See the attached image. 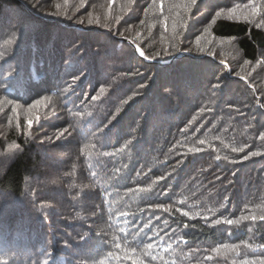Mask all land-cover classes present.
<instances>
[{"label": "trees", "instance_id": "trees-1", "mask_svg": "<svg viewBox=\"0 0 264 264\" xmlns=\"http://www.w3.org/2000/svg\"><path fill=\"white\" fill-rule=\"evenodd\" d=\"M0 101V264L264 259V0H0Z\"/></svg>", "mask_w": 264, "mask_h": 264}, {"label": "snow or ice", "instance_id": "snow-or-ice-1", "mask_svg": "<svg viewBox=\"0 0 264 264\" xmlns=\"http://www.w3.org/2000/svg\"><path fill=\"white\" fill-rule=\"evenodd\" d=\"M192 3H196V0H192ZM256 9L253 8V12H255ZM231 18V17H230ZM92 21L89 20V24H91ZM201 51H203V49H201ZM141 56L144 55L143 52L140 53ZM11 75V73H10ZM101 91H103V89H101ZM40 102L37 101V104H39ZM261 139H264V133H261ZM234 151H239V149H233ZM189 151H198L197 149H190ZM261 153L259 152H251L249 155L250 156H256V155H260ZM219 158V157H218ZM249 156H245L244 159H248ZM221 207H223V205H221ZM246 219H251V220H257V219H260V220H264V215H260L259 217L253 215L251 217H246V216H241L240 218L236 219V220H232V219H223V220H214L213 223L214 224H221V223H224V224H227V225H233V224H239L241 220H246ZM251 245H249L250 247ZM264 246V245H262ZM149 247H151V245H149ZM223 247L225 249L229 248L230 246L229 245H223ZM232 250L235 251L236 250V246L233 245L231 246ZM214 252L218 251L217 249H213ZM242 264H264V259H258V260H251V261H244L242 262Z\"/></svg>", "mask_w": 264, "mask_h": 264}, {"label": "rangeland", "instance_id": "rangeland-1", "mask_svg": "<svg viewBox=\"0 0 264 264\" xmlns=\"http://www.w3.org/2000/svg\"><path fill=\"white\" fill-rule=\"evenodd\" d=\"M1 102V101H0ZM3 103V102H2ZM12 118V117H11ZM8 122H9V118H7V117H2L1 118V116H0V127L1 128H3V129H5L7 126H5V125H7L8 124Z\"/></svg>", "mask_w": 264, "mask_h": 264}, {"label": "clouds", "instance_id": "clouds-1", "mask_svg": "<svg viewBox=\"0 0 264 264\" xmlns=\"http://www.w3.org/2000/svg\"><path fill=\"white\" fill-rule=\"evenodd\" d=\"M75 186H76L75 184L69 185V187H75Z\"/></svg>", "mask_w": 264, "mask_h": 264}]
</instances>
